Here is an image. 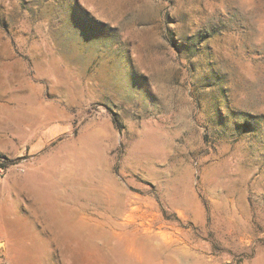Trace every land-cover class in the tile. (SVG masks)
<instances>
[{"label":"rangeland","instance_id":"rangeland-1","mask_svg":"<svg viewBox=\"0 0 264 264\" xmlns=\"http://www.w3.org/2000/svg\"><path fill=\"white\" fill-rule=\"evenodd\" d=\"M222 31L257 51L231 7L0 0V264H264V103Z\"/></svg>","mask_w":264,"mask_h":264},{"label":"clouds","instance_id":"clouds-1","mask_svg":"<svg viewBox=\"0 0 264 264\" xmlns=\"http://www.w3.org/2000/svg\"><path fill=\"white\" fill-rule=\"evenodd\" d=\"M154 7L165 13L178 15L181 11L191 12L194 8L203 7L207 12L219 9L224 12L227 7L237 10L241 24L248 31V45L257 49L251 55L245 52V36L238 31H222L211 36L204 44L211 47L219 70L227 74L228 79L223 87L229 90L231 102L236 107L259 102L264 103V0H149ZM207 20L206 16L192 15L186 22L172 25L180 31L195 33L197 28Z\"/></svg>","mask_w":264,"mask_h":264},{"label":"bare ground","instance_id":"bare-ground-1","mask_svg":"<svg viewBox=\"0 0 264 264\" xmlns=\"http://www.w3.org/2000/svg\"><path fill=\"white\" fill-rule=\"evenodd\" d=\"M73 186H75L77 189H78V187L77 186H79V182L78 181H73ZM51 186H53V185H51ZM49 190L50 191H54L55 190V187H53L52 188V190L49 188ZM75 193V192H74ZM65 199H63L62 201H64L65 202V204L67 205V204H69V205H74L75 204V202H72V201H68V198H66V196L64 197ZM62 204V203H61ZM63 205V204H62ZM64 207V206H63ZM68 207V206H67ZM72 207V206H71ZM65 208V207H64ZM64 208H62V209H64ZM66 210H67V208H65ZM64 209V210H65ZM70 210V209H69ZM68 211V210H67ZM66 212V211H65ZM61 216V215H60ZM59 224L61 225V224H64V220L62 219V221H59Z\"/></svg>","mask_w":264,"mask_h":264},{"label":"trees","instance_id":"trees-1","mask_svg":"<svg viewBox=\"0 0 264 264\" xmlns=\"http://www.w3.org/2000/svg\"><path fill=\"white\" fill-rule=\"evenodd\" d=\"M10 163H12V162H10V161H8V162L7 161L6 162H0V165H1L2 168H6L7 165L10 164Z\"/></svg>","mask_w":264,"mask_h":264}]
</instances>
